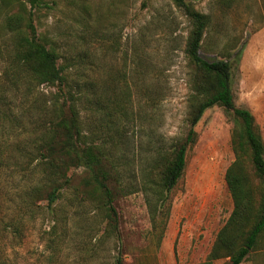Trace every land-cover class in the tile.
<instances>
[{"label": "rangeland", "instance_id": "obj_1", "mask_svg": "<svg viewBox=\"0 0 264 264\" xmlns=\"http://www.w3.org/2000/svg\"><path fill=\"white\" fill-rule=\"evenodd\" d=\"M187 1L210 18L201 56L231 61L235 102L251 110L264 141V0ZM11 13L23 15V28L32 33L31 22L60 53L72 83L85 81L87 127L95 124L88 101L94 92L121 106L104 134L125 188L114 201L117 241L97 239L103 223L90 194L84 199L68 190L57 211L59 243L49 244L51 215L33 192L42 173L29 157L39 155L36 143L51 125L55 87L32 80L20 62L5 28ZM191 28L173 0L0 3V253L7 264H111L118 253L123 264H207L234 207L225 178L235 159L233 122L224 108H207L194 126L185 170L164 203L142 183L144 170L185 141L202 98L186 52ZM244 262L264 264V234ZM228 263L227 257L211 262Z\"/></svg>", "mask_w": 264, "mask_h": 264}, {"label": "trees", "instance_id": "obj_2", "mask_svg": "<svg viewBox=\"0 0 264 264\" xmlns=\"http://www.w3.org/2000/svg\"><path fill=\"white\" fill-rule=\"evenodd\" d=\"M14 0H0L9 5ZM33 6L42 0H27ZM182 8L192 23L186 44V52L195 63L194 86L202 96L194 107L191 127L184 142L176 145L170 154H164L143 171V188L164 203L169 192L176 186L186 167L187 148L195 141L194 126L204 111L215 105L224 108L233 122L232 148L235 159L226 172V182L231 192L234 207L219 230L207 256V264L220 257L229 258L228 264H241L256 249L259 237L264 234V141L255 117L250 109L238 106L232 91V63L227 59L208 60L201 56L203 39L210 18L187 0H173ZM25 17L11 13L5 17V28L14 34L17 54L32 80L55 87L52 96L53 117L45 136L37 141L39 155L30 156L42 173L40 185L34 189V198L40 200L41 211L51 215L48 241L58 245L56 238L62 218L57 217L66 192L72 195L89 193L97 211L101 214L99 240H118L119 219L114 201L118 193L125 191L124 184L114 163L110 148L105 147L104 134L115 127L122 109L113 101L108 104L101 94L95 92L89 103L94 115V125L87 127L85 119V81L69 80L64 64L59 63L60 53L44 42L36 33L34 25L23 28ZM242 49L235 56L238 60ZM86 94V97H85ZM117 116V118H116ZM103 139V141H101ZM109 139H114L112 136ZM253 173V174H251ZM78 181L76 182V180ZM153 213L158 214L154 205ZM156 219V217H153ZM15 230L18 228L15 226ZM52 258V257H50ZM120 253L111 264H123ZM0 264H7L0 253Z\"/></svg>", "mask_w": 264, "mask_h": 264}, {"label": "crops", "instance_id": "obj_3", "mask_svg": "<svg viewBox=\"0 0 264 264\" xmlns=\"http://www.w3.org/2000/svg\"><path fill=\"white\" fill-rule=\"evenodd\" d=\"M245 262L243 261L241 264H244Z\"/></svg>", "mask_w": 264, "mask_h": 264}]
</instances>
